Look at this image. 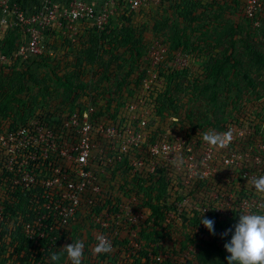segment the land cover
<instances>
[{
  "label": "trees",
  "instance_id": "1",
  "mask_svg": "<svg viewBox=\"0 0 264 264\" xmlns=\"http://www.w3.org/2000/svg\"><path fill=\"white\" fill-rule=\"evenodd\" d=\"M16 1L26 4L29 10L38 0ZM233 2L235 5L228 4L227 0H163L159 6L140 9L137 12L127 13L120 10L102 30L86 21L76 38L69 37L68 34L63 33L62 29L50 30L45 33L44 53L27 62H22L16 56V49L21 40L20 31L8 28L0 41V51L11 58L9 63L0 62V115L4 120L13 113V121L5 128L0 122V135L20 128H33L30 123L35 119L47 127L51 118H62L76 108H85L90 104L96 108L93 115L96 122L119 124V114L125 110L127 102H131L140 93L142 94L145 80L155 73L154 84L147 89V92L150 90L148 107L150 106L153 114L157 116L165 115L164 112L168 109L165 107H169L172 117L182 118L179 125L177 124L181 131L176 129L175 131L181 133L185 141L184 154L189 145H192L194 151L199 153L200 146L205 143L202 139L204 132L209 130L225 132L234 124L252 128L253 133L257 135L256 139L260 134L264 142V133L260 132L262 118L258 116L260 120L258 122L253 118L257 108L251 111L252 114L244 112V117L239 114L235 117L227 116L233 100L241 102L244 98L250 97V100L259 101L264 98V91H260L262 87L264 88V51L257 44L255 37L241 39L242 33H239L238 29L243 28L238 23L226 30L225 33L229 37L221 34L217 41H212L209 37L218 30L216 28L209 30L210 24H213V20L217 22L221 12H227L230 7L236 11L237 7L244 4L242 12L249 20L251 30L254 21L260 20L264 13V0H261L262 7L253 15L246 13L247 0H233ZM164 6L168 7V13L171 11L176 13L177 20L172 21L171 24H169V17L162 15L158 19L151 17ZM208 13L214 19L206 21ZM137 16L147 17V20L140 23ZM148 29L155 36L153 41L146 35ZM155 40L165 45L167 50L164 60L153 65L152 59L145 60V57ZM237 40H243L242 49L237 47ZM183 52L195 56L206 54L207 59L202 65L200 74H191L187 63L181 67L177 66L178 53L182 56L185 55L182 54ZM31 64L46 67L48 78L37 76ZM99 77V83L88 91L89 100L78 103L77 99L81 97L80 91L87 90V82L90 81L91 85ZM47 81H55L65 88V97L60 99V105L58 104L62 108L58 109V112L52 110L44 112L42 106H37L29 99L33 86L37 87L40 94L45 97L50 92L49 85L45 83ZM243 82L252 90L251 93L242 91ZM234 88L236 93L233 95ZM25 92L28 95L24 96ZM175 93H186L190 99L206 96L216 106L221 101L223 104L218 111L212 110L210 120L199 121L198 116H195V119L192 118L191 108L181 105V98ZM220 98L223 100H219ZM50 107L55 108L56 104ZM69 107L72 109L66 112L62 110ZM234 107L236 108L235 105ZM220 112L223 113L222 117L218 115ZM168 121L166 117L161 118L153 133L164 131L168 127L166 126ZM253 138L255 139L250 136L248 142H252ZM145 160L148 163L146 158ZM5 161L0 146V205L4 206L6 216V224L0 230V264H37V261H44L53 253H63L64 257L66 252L63 251L62 246L71 240L72 226L78 225L80 221L94 222L90 224L94 231L91 237L92 248L97 242L98 234L112 233L114 236V251L111 254L94 255L91 249L86 264L99 262L103 264H195V259L196 264H227L226 257L230 254L226 252L224 244L231 239L232 233L229 232L228 236L223 238L222 233L228 229L234 230L233 226L243 213L238 207L239 204L256 192L252 186L249 189L244 187L245 171L241 170L238 174V182L243 187L241 192L233 198V214L220 217L213 211V207L221 204L225 199L224 195L227 194L228 184L226 186L224 183L222 174L210 177L198 175L184 187L182 180L178 179L179 175L176 174L179 172L172 165L169 171L165 169L157 174H150L144 166L137 174L129 172L127 166L125 169L115 167L112 171L113 176L117 177V171H121L124 179L119 184V188L112 187L109 194L116 200L123 196L126 198L128 193L137 196L138 200L134 208L136 212L143 214L141 218L136 222L122 221L114 229L107 230L96 222L95 216L104 207L103 202H100V205L90 207L92 210L87 215L79 214L72 225L58 235L55 242L48 236L39 238L36 244V240L26 236L23 228L27 222L35 220L34 207L37 203L30 202V199L35 193L40 194L42 188L40 185L31 189H25L19 185L13 186L14 173L4 167ZM175 174L176 177L173 176ZM173 182L178 188L181 187L174 193L170 192L176 187ZM215 192L219 193L217 197L212 195ZM173 194H175L173 203L168 202L169 195L171 198ZM186 198L194 205L206 204L208 211L184 207L180 221L176 217L164 225L168 211L174 210L177 214L179 213L178 207L174 204L175 201H183ZM108 204L109 211L112 212L113 203L109 201ZM205 217L215 221L216 235H211L200 223V219ZM184 229L185 237L179 236ZM115 230H118L117 235H114ZM131 241L139 246L136 252H132ZM203 243L208 246V249L202 248ZM42 247L45 248L44 251ZM209 249L219 251L220 257L213 259L208 255ZM186 252L187 256H185ZM158 256L161 257L159 261Z\"/></svg>",
  "mask_w": 264,
  "mask_h": 264
},
{
  "label": "built area",
  "instance_id": "2",
  "mask_svg": "<svg viewBox=\"0 0 264 264\" xmlns=\"http://www.w3.org/2000/svg\"><path fill=\"white\" fill-rule=\"evenodd\" d=\"M162 1L38 0L28 10L26 4L16 0H0V41L8 28L19 30L21 40L16 56L22 62H27L44 53V37L47 31L62 29L69 37L76 38L86 21L102 30L120 10L127 13L137 12L143 8L159 6ZM246 3L245 10L249 15L262 7L261 0H247ZM159 45L156 48L165 46L162 43ZM166 50L165 46V51L150 55L148 60L151 58L155 63L164 60ZM10 61V56L0 51V62ZM176 62L181 67L187 60L182 58ZM155 77L154 73L147 78L142 94L127 102L125 110L119 114V124L96 122L93 118L96 108L90 104L85 108H76L62 118H51L47 127L35 119L30 123L33 128H20L0 135V146L6 160L4 167L14 173L13 186L31 189L40 185L42 188L40 194L35 193L30 199V202H36L37 205L34 207L35 220L27 222L23 228L29 239L36 240L37 244L39 238L49 236L55 242L58 235L69 228L79 214L87 215L92 210L90 207L100 205V202H103L104 207L95 216L96 222L107 230L114 229L122 221L134 222L141 218L143 214H134L132 206L124 196L116 200L109 194L114 186L112 171L115 167L125 169L127 166L129 172L137 174L144 166L150 174H157L161 170L169 171L171 165L177 164V160H184L185 168L183 162L178 166L183 171L176 172L180 176L184 175L181 177L183 180L186 176L184 171L188 167L195 166L198 169L195 175H187L190 177L187 183L190 184L198 175L210 177L223 174L226 186L230 181L227 176L238 178L241 170L246 169V180L264 174V142L260 134L256 139L257 135L250 127L244 129L240 125H232L229 130L233 132L234 138L227 148L213 154L212 147L205 142L200 146L198 156L192 145L187 146L186 155L183 153L185 141L175 129L169 131L172 127L153 133L160 120L153 114L150 106L148 107L150 90L147 92V89L154 84ZM250 136L255 137L252 142H248ZM216 155L219 157L217 161ZM250 167L252 171L249 170ZM236 187L242 188L243 185L238 184ZM226 188L227 194L224 195L223 202L213 207V211L220 217L233 214L234 195L231 193L232 189ZM218 194L213 193V197ZM109 201L113 203L112 212L109 211ZM261 203H264V194L255 192L238 207L243 211L242 214H264V209L259 207ZM189 208L208 211L206 204L190 203ZM183 210L184 207H178V214L169 212L164 225L176 217H183ZM5 217L4 206L0 205V230L6 224ZM117 234L118 230H115L114 235ZM103 235L110 239L114 249L112 233ZM130 244L132 252H136L138 244L132 241ZM41 249L45 250L44 247ZM157 260H161V257L158 256ZM37 264L52 262L48 257L44 261H37Z\"/></svg>",
  "mask_w": 264,
  "mask_h": 264
},
{
  "label": "rangeland",
  "instance_id": "3",
  "mask_svg": "<svg viewBox=\"0 0 264 264\" xmlns=\"http://www.w3.org/2000/svg\"><path fill=\"white\" fill-rule=\"evenodd\" d=\"M227 3L228 4H230V3L231 4L232 3L234 4L233 0H227ZM153 8L157 9L158 7H153ZM168 10H169L168 7L167 6H164L163 8L159 9L156 14L151 15V17L154 18V19H158L161 15L162 16H165V17H169V24H171L172 21L177 20L176 19V13H174V11H171L170 13H168ZM242 11H244V4L242 6L240 5L239 7H237V10L236 11H234V8H232V7L228 8L227 9V12H221L220 11L221 12V17L219 18V20L217 22L215 20H213V24H210L209 30H213L214 28H216V30L218 29L215 32V34H211L209 36L210 39L212 41H217L219 39V35H221V34H224L226 37H229V35L225 33L226 30L229 29V27L231 25L238 23V24L241 25V28H243L242 30L238 29V32L239 33L240 32L242 33L241 39H247V38H253V37H255L257 44L264 51V13L262 14V17H261L260 20H257L256 22L254 21V24H253L254 26L252 27L253 29L251 30V26L249 24V20L245 17V15H243V12ZM137 17H138V19H139L138 21L140 23H144L147 20V17H144V18H142V17L139 18V16H137ZM211 19H214V18H213L212 15H210V13H208L207 14V17H206V21H210ZM217 23H221V24H217ZM188 32H190V31H188ZM146 35L152 41L155 38V36L151 33V30L150 29H148L146 31ZM242 41L243 40H239L237 42V47L240 48V49H242L241 48ZM159 43L160 42L158 40H155L154 41V45L151 46L152 49L150 48L148 55L145 57V60H148L149 59L148 57L150 55H153V54L157 55L158 52L165 51V46L162 47V48H156V47H160ZM218 49H220V48H218ZM182 54H185V55H183V57H181V53H178V57H177L176 60H179V59H182V58L183 59H186L187 60V66H190L191 74H200L201 71H202V65L205 62V60L207 59L206 54H202L201 56L190 55L187 52L186 53L183 52ZM165 56H166V54L164 55V57ZM152 63H153V65L156 64L154 61ZM177 66H178V63H177ZM31 67L35 71V73H36L37 76H39V77L45 76V77L48 78V76H47V71L48 70H47L46 67H44V66H38L37 64H31ZM140 70H139V72H140ZM253 77H255V76H253ZM99 79H100V77L97 78L94 81V83L91 84V85H90V81L87 82V84L85 83L87 90H81L80 91L81 97L77 99V102L78 103H79V101H80V103H82L83 101H88L89 100V93H88V91L92 90L93 87L96 84L99 83ZM85 81H86V79H85ZM45 83H47L49 85L50 92L47 93V95L44 97V96H42V94H40L39 89L37 87H34L33 86L32 87V90H31V92L29 94V95H31L29 97V99H31V101H33L37 106H39V107L42 106V108H44V110H43L44 112H47L48 110H52V111L56 112L58 109L62 108L59 105H60V99H63L65 97V94H66L65 88H63L62 86H60V84L59 83H56L55 81H47ZM242 91L243 92H247L248 94L252 92V90L249 88V86L245 82H243V84H242ZM260 91L263 92L264 91V88L262 87L260 89ZM235 93H236V88H234L233 91H232V94L233 95ZM23 95L25 96V95H28V94H26V92H25V94H23ZM175 95H177L179 98H181V105H186V106H189L191 108V110H192L191 111L192 112V118L195 119V116H198L200 118L199 121H202V120L204 121L206 119H209L210 120L211 119L210 116L212 115V110L218 111L219 109H221L222 104H223L222 101H221L216 106V105L213 104V101H211L210 99H208L206 96H203L201 98L190 99L189 96L186 95V93H184V94H181V93H177L176 94L175 93ZM221 99L222 98H220L219 100H221ZM148 101H149V97H148ZM232 102H233V104L231 106V110L228 112L227 116L232 115V116L235 117V116H237L239 114L241 117H244V114H245L244 112H247L249 114H252L251 111L253 109L257 108L256 109L257 113H253V116H254L253 118H254V120L256 122L260 121L258 119V116H260L262 118L263 123L260 124V132L261 133H264V98H262L261 100L257 101V99H255V100H252L251 99L250 100V97H246L243 100H241V102L240 101L238 102L236 100H233ZM55 104H56V107L55 108L50 107V106L55 105ZM234 105L236 106V108L234 107ZM57 107H59V108H57ZM49 108H51V109H49ZM165 108H168L166 110V112H164L166 114L163 115V116L162 115L161 116L158 115L159 120L161 118L166 117L169 120L168 123L166 124V126L172 127V130H169V131H174L173 129H176V130L181 131L178 128L179 127L178 125H179V121H181L182 118L172 117V113H170L171 112L170 111V108L169 107H165ZM243 108L245 109L244 111L242 110ZM71 109L72 108L69 107L67 109H62V110L66 112V111L71 110ZM12 115H13V113L11 115L9 114L6 118H4V120H3L2 115H0V122L2 123V125H3L4 128H5V126H8L9 123H11L13 121ZM218 115L222 117L223 116V113L220 112ZM243 120H245V119H243ZM19 123H20V121H19ZM169 123H170V125H169ZM173 126H176V127H173ZM168 127H166V128H168ZM241 127L244 128V129L245 128L248 129V126H241ZM212 149H213V154L216 153L217 151H219V150L214 149V148H212ZM197 156H198V153H197ZM218 159H219V157H218V155H216L215 161H217ZM183 162H184V160H183ZM196 164H197V159L195 158L194 165H196ZM172 166L178 172H179V170L180 171H183V170H181V166L179 168L177 164H174ZM183 167L185 168V162H184ZM194 167L195 166H192L191 168L188 167V170L187 171H184V172H186V176H185V179L184 180L181 179V177L184 176V175H181L180 176V174H178L179 175V178L178 179L182 180V182L184 181V183L186 185H188L189 183H187L186 181H187V179H190V177L188 176L189 177L188 178L187 175L190 174V173H194L193 175H195L196 172L198 171V169H196ZM262 167H263V173H264V166L262 165ZM249 170L252 171L253 169L250 167ZM118 173H119V175H117V177H113V180H114L113 181V185H114L113 187H115V189H118L119 188V186H120L119 184H121L122 183V179H124V177L121 176L122 175L121 174V171H118ZM173 176L176 177V174L173 175ZM221 176L222 177H225L223 174ZM227 177L230 178V181H229V184H228V188L229 189H232L231 190V193L235 197L236 194H238L239 192H241L242 188H237L236 187V185L239 184L237 176H227ZM248 180H250V179H247L246 182H245V184H244V187H246V189H249L251 187V185L249 183H247ZM172 181H175V180H172ZM175 182H173L174 186H176V183ZM185 184L182 183V185L184 187L186 186ZM176 187L174 189H171L170 188L171 189L170 192H173L174 193V191L176 189H181V187H179V188L178 187L176 188ZM181 191H183V190H181ZM214 195H216V194H214ZM174 197H175V194H173L171 198H170V195H169V198L167 199L168 202H172L173 203ZM137 198H138L137 196H133L132 194L130 195L129 193H128V195H126V200L132 206V210H133V213L134 214L139 213V211L136 212V210L134 208L135 203L138 200ZM174 204H176L179 208L180 207H185L186 209H188V205H190L188 198L184 199L183 201H175ZM171 211H174V210L168 211V214ZM181 218L178 217V220L180 221ZM136 221H134V222H136ZM90 224H94V222H91L90 221V222L86 223L84 221H80V223L78 225L74 224L72 226V229H71V230H73L72 231V234L70 235L71 236V240L69 242H66L62 246V247H64L65 245L74 243L76 241H82L84 243V248H85L84 251H86V253H84L83 264H86V262L88 261L87 258L89 257L90 250L93 249L92 248L93 247V244L91 245V237H92V233L94 231L92 229V225H90ZM185 232H186V230L184 229L181 232V234H179V236L183 235L185 237V235H186ZM87 244H89V245L87 246ZM202 248L204 250H206V249H208V246L203 243V247ZM207 252H208V255L211 256L213 259H218L220 257L219 251H217V250H211V249H209V250H207ZM195 260H194V262L196 264V261ZM59 264H68L67 254L64 255V257H63V253H62L61 260H60V263Z\"/></svg>",
  "mask_w": 264,
  "mask_h": 264
},
{
  "label": "clouds",
  "instance_id": "4",
  "mask_svg": "<svg viewBox=\"0 0 264 264\" xmlns=\"http://www.w3.org/2000/svg\"><path fill=\"white\" fill-rule=\"evenodd\" d=\"M234 136L231 130L223 133L209 130L202 134V139L214 149L222 150L227 148L232 142ZM177 165H182V160L176 161ZM255 191L264 194V175L253 177L247 181ZM264 209V203L259 205ZM200 223L209 231L211 235L215 233V221L208 218L200 219ZM222 233V238L232 233L231 239L224 244V248L228 255L226 257L227 264H264V214H241L238 222ZM96 245L92 249L94 255L111 254L114 249L110 239L103 235L96 236ZM63 251L67 254L68 264H83L84 259V243L76 241L63 247ZM61 254L53 253L50 256L52 264H59Z\"/></svg>",
  "mask_w": 264,
  "mask_h": 264
},
{
  "label": "crops",
  "instance_id": "5",
  "mask_svg": "<svg viewBox=\"0 0 264 264\" xmlns=\"http://www.w3.org/2000/svg\"><path fill=\"white\" fill-rule=\"evenodd\" d=\"M118 12H119V11H118ZM118 12H117V13H118ZM117 13H116V14H117ZM116 14H115V15H116ZM115 15H114V16H115ZM114 16H113V17H114Z\"/></svg>",
  "mask_w": 264,
  "mask_h": 264
}]
</instances>
